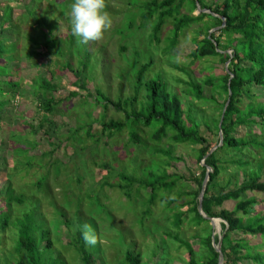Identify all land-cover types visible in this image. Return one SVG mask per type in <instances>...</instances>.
<instances>
[{
    "label": "rangeland",
    "instance_id": "rangeland-1",
    "mask_svg": "<svg viewBox=\"0 0 264 264\" xmlns=\"http://www.w3.org/2000/svg\"><path fill=\"white\" fill-rule=\"evenodd\" d=\"M151 1L105 0V10L112 25L101 39L85 45L71 31L68 13L72 0H0V39L5 44L4 55L0 56V88L6 93L0 95V108H4L0 114V168H3L0 169V193L3 187L12 184L15 194L24 199V203L15 206V217L21 216L12 219L16 226L24 218L22 213L28 212L37 224L43 222L51 230L52 239L61 237L65 245L68 244L69 229L62 227L55 231L62 219L58 216L61 211L82 230L84 225H90L95 230L97 242L94 245L86 242V246L89 245L90 251L98 257L95 264H125L126 254L134 251L141 254L142 264H160L161 251L163 257L166 253L169 264H189L187 250L171 237L175 234L193 243L198 254L204 252L196 238L203 235L204 226L198 228L184 223L177 227L161 196L151 206V211L145 191H141V195L137 190L129 194L109 186V183L117 184L123 174L141 178L151 168L161 170V159L154 155V142H149L147 148L127 146L130 134L138 131L135 125L110 137L103 133L102 122L121 121L125 116L113 106L104 110L96 102L97 90L114 102L131 97L142 70V96L149 94L146 88L149 80L162 82L165 90L180 97L186 114L200 125V133L211 143L219 139L214 129L209 131L205 125L214 124V118L219 115L218 104L198 100L188 93L192 82L202 84L210 74L225 75L227 66L219 62V58L195 62L191 58L199 33L202 29L207 31L208 24L203 20L185 29L175 47L174 20L168 18L157 37L161 39L160 43L152 41L156 17L144 27L141 16L143 6ZM214 1L197 0L195 8L192 0H185L181 19L210 14L200 6L212 5ZM47 21L48 27L45 26ZM38 22L41 25L38 26ZM4 23L7 24L3 32ZM48 30H51L52 40L58 42V49L45 48L43 43L46 34L50 33ZM218 30L212 29L209 33ZM60 51L61 55L58 54ZM70 59L73 68L86 81L87 91L74 86L75 74L66 67ZM145 64L150 65L144 69ZM211 65L216 69L211 73L205 71ZM46 78L54 91L44 87ZM6 82L18 85L7 86ZM204 91L207 99L212 96L219 102L225 99L223 92L217 94L207 87ZM47 101L59 102L51 114H45ZM141 103L140 100L138 110L142 109ZM185 120L188 122L186 116ZM90 125L91 135L95 140L100 139L98 145L88 137ZM155 125L146 129L140 127L139 135L143 141L151 139L159 129L160 124ZM251 129L258 135L261 133L259 125L252 124L240 128L236 135L242 138ZM160 145L169 147L166 149L172 158L183 159L182 162L169 160L171 166L166 169L168 174L185 177L178 183L177 190L182 187L186 191H196L198 185L192 181V176L200 178L203 165L198 161L199 146L173 144L168 139ZM106 163L113 167L111 174L102 170ZM245 181L237 167L229 166L227 172L222 173L219 186L231 182L230 187L236 188ZM251 198L264 203L262 195L249 193L243 197ZM5 200L6 197H0V209L7 202ZM188 200L189 197H185L179 204ZM234 207V202L224 205L228 210ZM259 210L258 213L264 214L263 207ZM216 222L221 223L220 220ZM212 229L214 233L217 231L213 226ZM1 235L2 247L7 248L13 239L12 233L7 230ZM247 239L251 245L263 241L251 236ZM261 250L264 254V248ZM64 256L70 264H83L71 249L64 252ZM243 264L251 263L245 261Z\"/></svg>",
    "mask_w": 264,
    "mask_h": 264
},
{
    "label": "trees",
    "instance_id": "trees-1",
    "mask_svg": "<svg viewBox=\"0 0 264 264\" xmlns=\"http://www.w3.org/2000/svg\"><path fill=\"white\" fill-rule=\"evenodd\" d=\"M192 1L196 8L197 0ZM215 1L212 5L200 6L203 10H209L210 14L202 13L198 17L181 19L180 14L184 10L185 0H153L143 6L141 16L144 27L156 17L153 22V36L151 38L152 41L158 43L161 39L157 37L166 19L172 18L174 20L173 28H175V47H177L179 37L185 29L193 24L201 23L203 20L208 24L209 29L207 31L203 29L200 31L191 58L194 62L219 58V62L222 64L226 65L228 62L230 64L225 68L223 77L210 74L202 84L190 83L191 88L188 93L194 95L198 100L212 101L218 104L219 115L214 118V124H210L211 126L205 124L209 131L214 129L219 138L218 141L211 143L200 133V125L186 114L180 97L165 90L162 82L149 80L146 83L149 94L142 96V70L140 76L137 77L136 84H134V94L131 97L121 98L114 102L101 90H97L96 102L101 104L104 110L113 106L125 116V119L121 121L102 122L103 133L110 137L127 129L128 126L135 125L138 131L130 134V142L127 143V146L132 148L143 145V148H147L150 147L149 142H154L152 147L155 148L156 146V154L154 155L161 159V170L151 168L141 178L123 174L122 178L118 177L120 181L117 184L109 183V186L129 194L137 190L141 195V191H145V194H148L147 198L151 211V206L161 196L165 209L172 212L177 227H182L184 223L198 228L204 226L202 228L203 235L196 236L200 246L204 249L201 254L195 250L193 243L181 239L177 234L171 235V237L180 243L181 248L187 250L189 264H219L220 253L216 250L215 244L219 243L220 236L217 234L213 238L214 230L210 225L211 222L204 218L199 210L200 194L207 169L210 167L212 173L203 200V211L207 217L219 219L221 222L219 225L223 235L224 264H243L245 261H249L251 264H264V254L261 250L264 248V214L257 212L260 211L259 208H264V203L259 202L256 198L243 199L249 193L264 196V0ZM8 9L10 12L12 11L10 7ZM5 25L6 23L2 25L3 32ZM37 25L39 26L41 23L38 22ZM45 26H49L48 21ZM212 29L219 30L210 34L209 31ZM48 31L50 33L49 35L46 34L45 43H43L45 48L58 49V42L56 39L52 40L51 30ZM3 42L4 40L0 39V56H3L5 51ZM86 50L88 51V48ZM61 53L62 51L58 54L61 55ZM66 64V67L75 74L74 86L87 91L86 81L81 79L79 71L73 68L72 59L68 60ZM150 64H145L144 69ZM215 69V66L211 65L206 67L205 71L211 73ZM43 81L44 87L54 91L49 79L46 78ZM6 85L16 86L18 84L6 82ZM206 87L217 94L223 92L225 99L219 102L215 96L210 99L205 98L204 88ZM0 95H6L1 88ZM229 99L230 103L220 128L221 117ZM140 100L142 109L138 110L137 105ZM45 103V114L53 113L59 104L58 101ZM3 109L0 108V113ZM185 116L188 118V122L185 120ZM155 123L160 124L159 129L153 133L151 139L143 141L139 135L140 127L146 129L153 125L156 126ZM252 124L259 125L261 131L259 135L251 129L244 137H237L236 133L240 128L251 127ZM91 126L87 134L94 141L95 137L91 135ZM221 131L223 144L219 146ZM164 139L172 141L173 144L190 143L199 146V163H202L203 159L214 148H217L201 166L200 178L192 176V181L198 185L196 191H186V188L182 187L177 190L178 183L184 181L185 177L174 173L168 174L166 169L171 166L170 161L182 162L183 159L172 158L171 153L167 150L169 147H166L167 149L161 147L160 144ZM99 140V138L95 140V144L98 145ZM127 146L125 149L130 150ZM229 166H235L238 171L242 172L246 180L244 184H239L236 188L230 187L231 182L228 185L219 186L221 175L227 172ZM102 170L107 171V174L114 172L112 165L108 163L102 165ZM219 188H221L220 192L217 191ZM174 193L177 195L174 196ZM1 196L6 197L5 201L7 202L3 204L4 208L0 209V264H70L64 256V252L70 249L82 260L83 264H95V259L98 257L96 258L94 253L90 251L89 245L86 246V241L83 239L84 230L69 220L64 211L58 215L62 219H59L60 224L57 228L55 227V231H59L62 227L69 229L67 245L63 244L61 237L52 239L51 230L46 228L42 221V224H37L28 212L22 213L25 215L19 225L16 226L13 223L12 219L21 217L19 215L15 217V206L24 203V199L15 194L12 184L3 187ZM185 197H189L190 200L179 204ZM227 202L235 203L233 210L224 208ZM174 206H176L175 209H172ZM34 207L36 206L34 205ZM257 208L258 210H256ZM7 230L12 233L13 239L10 240L9 246L4 248L2 247L3 237L1 234ZM249 236L263 241L257 245H251L247 239ZM56 245H59L58 249ZM165 255L163 257L161 251L162 261L160 264H169ZM125 264H142L141 254L135 251L128 252L125 256Z\"/></svg>",
    "mask_w": 264,
    "mask_h": 264
},
{
    "label": "clouds",
    "instance_id": "clouds-1",
    "mask_svg": "<svg viewBox=\"0 0 264 264\" xmlns=\"http://www.w3.org/2000/svg\"><path fill=\"white\" fill-rule=\"evenodd\" d=\"M105 7V0H72L68 13L71 31L83 44L101 39L111 27L112 19ZM83 239L90 245L97 242L95 230L90 225H84Z\"/></svg>",
    "mask_w": 264,
    "mask_h": 264
},
{
    "label": "water",
    "instance_id": "water-1",
    "mask_svg": "<svg viewBox=\"0 0 264 264\" xmlns=\"http://www.w3.org/2000/svg\"><path fill=\"white\" fill-rule=\"evenodd\" d=\"M230 64V62H228L226 64V66H228ZM231 94V93H230ZM229 103H230V99L228 100L227 104H226V107L223 111V115H222V120H221V123H220V128L222 127V123L224 121V116H225V112L229 106ZM220 138H221V141H220V144L219 146H221L223 144V133L222 131L220 132ZM217 148H214L212 150V152H210L209 155H211ZM206 158L203 159L202 161V164L204 165L205 164V160L208 158V156ZM212 173V169L210 167H208L207 169V173H206V178L204 180V183H203V188H202V191H201V194H200V198H199V210H200V213L203 215L204 218L210 220L213 228L215 229V232L214 235H213V238L216 236V234H218L220 236V241L218 244H215V248L216 250L220 253V262L219 264H224V256L222 254V241H223V235L221 234V231H220V225H218V223L216 222V220H219V219H212V218H209L207 217V215L204 213L203 211V200H204V196H205V193H206V190H207V186H208V182H209V179H210V175Z\"/></svg>",
    "mask_w": 264,
    "mask_h": 264
},
{
    "label": "crops",
    "instance_id": "crops-1",
    "mask_svg": "<svg viewBox=\"0 0 264 264\" xmlns=\"http://www.w3.org/2000/svg\"><path fill=\"white\" fill-rule=\"evenodd\" d=\"M7 24V23H6ZM3 29V28H2ZM4 43V42H3Z\"/></svg>",
    "mask_w": 264,
    "mask_h": 264
}]
</instances>
